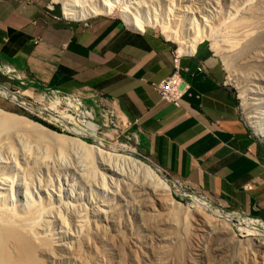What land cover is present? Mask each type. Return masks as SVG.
I'll use <instances>...</instances> for the list:
<instances>
[{
    "label": "rangeland",
    "instance_id": "obj_1",
    "mask_svg": "<svg viewBox=\"0 0 264 264\" xmlns=\"http://www.w3.org/2000/svg\"><path fill=\"white\" fill-rule=\"evenodd\" d=\"M31 1L46 17L68 21L109 17L125 23L126 12L134 20L148 22L145 30L161 34L182 55L201 52L220 61L226 86L264 157V141L256 132L264 129V0ZM66 4L76 9H113L110 14L93 13L76 20L65 14ZM164 27L175 34V40L163 33ZM193 41L195 49L187 51ZM0 93V109L26 119L24 131L37 134L21 141L30 142V161L20 155L19 145H13V154L0 149V172L14 182L12 194L18 204L24 202L18 196L22 192L34 207L44 209L33 223L44 241L40 245L44 250L38 252L44 264H264V255L249 250L252 236L238 229L245 219H258L223 207L159 168L143 152L138 136L122 129L100 96L51 89L11 74L0 75ZM99 151L103 156L97 157ZM127 157L152 166L167 180L177 204L153 192V185L131 168ZM191 196L233 214L235 242L194 229V222L184 214L196 210ZM219 251L223 257H215Z\"/></svg>",
    "mask_w": 264,
    "mask_h": 264
},
{
    "label": "crops",
    "instance_id": "obj_2",
    "mask_svg": "<svg viewBox=\"0 0 264 264\" xmlns=\"http://www.w3.org/2000/svg\"><path fill=\"white\" fill-rule=\"evenodd\" d=\"M174 50L161 34L116 18L51 19L31 0H0V75L100 96L159 168L264 222L263 149L226 86L222 64L177 51L189 89L176 106L156 87L175 71Z\"/></svg>",
    "mask_w": 264,
    "mask_h": 264
},
{
    "label": "bare ground",
    "instance_id": "obj_3",
    "mask_svg": "<svg viewBox=\"0 0 264 264\" xmlns=\"http://www.w3.org/2000/svg\"><path fill=\"white\" fill-rule=\"evenodd\" d=\"M112 9H113L112 7L105 8L103 6L97 8L96 10L85 9V8L76 9L74 5L72 6V4L71 5L66 4L65 14L69 19L77 20L84 18L88 15L90 16L93 13L110 14ZM123 16L125 18L124 19L125 23L130 28L137 31H142V32L145 31L148 22L139 21L136 19L134 20L126 12L123 13ZM163 33L166 34V36L169 39H174V40L176 39L175 34L173 35L172 31L170 32L167 29V27H164ZM196 44L197 43L194 41L190 42L187 46V51L194 50ZM255 45L257 44L255 43ZM7 71L10 72L11 71L10 68H7ZM4 95H7V93L5 92ZM23 120L26 119H22L16 115L7 113L4 110L0 109V149L5 148L9 150V151L7 150V152L12 153L13 145L14 144L19 145L20 155L25 160L29 159L28 161H30V159H33L32 152L30 151L29 148H27L28 143L30 144V142H21V141L24 140L26 141L29 139V137L31 138L32 136H37V134L35 133L33 134L32 132L30 133L25 132L22 125ZM35 126L45 130L49 135L52 134L56 135L52 131L42 128V126L38 124H35ZM256 132L257 135L264 141V129L257 128ZM13 140L18 142H11ZM60 154L61 156H65L66 152L62 150L60 151ZM86 154L87 156H89L91 155V152L86 149ZM101 154L102 152L99 151L97 153V157L103 156ZM127 158L126 159L128 160L131 168H134L137 170V172H140L145 177V179L143 178V180L146 182L147 181L150 182L151 185L154 186V187L152 186L153 192L158 191L159 194L163 196V198L167 199V201L169 200L170 202L176 203V201L174 200L175 194L173 192L171 185L167 180L162 178L152 166L145 164L142 161H138L132 157H127ZM13 186H15V184L12 181L11 177L3 172H0V264H44L45 263V262L43 263L44 260L42 261L38 257L39 248L44 250V248L40 247V245L44 244V241L38 236L37 232L35 231L36 230L35 226L33 224L36 222L35 220H37L38 217L40 216L39 214L40 213L43 214L42 211L44 209L42 210V208L39 209L36 208V206L34 207L30 203L31 201L29 200L27 193L24 194L22 192H20L18 196L19 198L24 199V202L18 204L17 199L12 194V189L13 190L15 189V187L13 188ZM21 193L24 194L23 198ZM177 195L180 196L181 198L184 196V194H179V193ZM190 199L192 200L193 205L194 204L196 205V207H192V208H196V210H185L184 214L186 218L188 217L192 222H194V229L196 230L204 229L209 234L219 233L222 235V237H226V239H228L231 242L236 241V233L230 224L231 222L234 221L233 214L231 216L219 210H215L212 206V203L205 198L191 196ZM238 229L241 231H246L249 234V236H252V238L249 239V241H247V244L250 247L249 250L254 251L255 253L258 252L260 256H263L264 255V223H262L260 220H254L248 218L242 221V226H240ZM39 254H41V252ZM220 256H222V253L220 251L217 254H215V257H220ZM230 264H239V262L230 263Z\"/></svg>",
    "mask_w": 264,
    "mask_h": 264
},
{
    "label": "built area",
    "instance_id": "obj_4",
    "mask_svg": "<svg viewBox=\"0 0 264 264\" xmlns=\"http://www.w3.org/2000/svg\"><path fill=\"white\" fill-rule=\"evenodd\" d=\"M173 57H174V65H175L174 73L156 87L163 100L172 103L176 106H180L183 96L188 92L189 86L184 82L180 74L181 55H178L177 49L174 50Z\"/></svg>",
    "mask_w": 264,
    "mask_h": 264
}]
</instances>
